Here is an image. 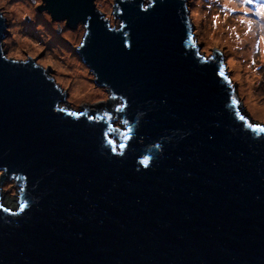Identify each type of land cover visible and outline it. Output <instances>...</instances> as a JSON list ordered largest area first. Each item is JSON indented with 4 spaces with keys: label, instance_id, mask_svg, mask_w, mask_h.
I'll list each match as a JSON object with an SVG mask.
<instances>
[{
    "label": "water",
    "instance_id": "1",
    "mask_svg": "<svg viewBox=\"0 0 264 264\" xmlns=\"http://www.w3.org/2000/svg\"><path fill=\"white\" fill-rule=\"evenodd\" d=\"M42 5L83 24L76 52L123 130L59 106L39 58L6 52L0 13V183L20 187L17 208L0 198V264H264V132L185 0H114L110 23L100 0Z\"/></svg>",
    "mask_w": 264,
    "mask_h": 264
},
{
    "label": "rangeland",
    "instance_id": "2",
    "mask_svg": "<svg viewBox=\"0 0 264 264\" xmlns=\"http://www.w3.org/2000/svg\"><path fill=\"white\" fill-rule=\"evenodd\" d=\"M33 8L30 12H23L20 17L23 22V26H16L13 23L12 12L9 8H0L1 15L7 22L6 36L3 39V46L6 52H20L25 58H39V65L46 68L49 75L58 82L59 87L65 94V101L60 103L61 106L73 108L76 111H80L82 107H86L89 110V114H93L92 111L96 110V105L104 103L102 110H107L105 115L112 118L113 126L119 131L121 126L120 118L116 117L114 110L117 106L118 99L112 96L109 97L106 87L96 85L94 82V76L89 70L87 65L81 60L76 52L77 47L81 43L83 38V24L78 23L75 27L67 26V20H53L50 13L43 9L37 10L34 7L33 0H28ZM187 8L189 9V20L192 27V37L195 39L196 46L200 47V51L209 55L216 54L222 63L224 73L228 81L233 84L234 90L238 99L240 100V109L244 110L251 118L264 122V45L260 42L257 48L256 42L259 40L261 30L259 27L258 18H254L253 23L254 30V46L252 55H247L244 58L230 57L227 52V45L224 40L229 39L231 31L236 35H241L245 31L243 24L239 22L241 13H230L227 16L225 14L217 12L210 15V10L218 9L221 11V7L227 2V0H185ZM14 4V5H13ZM209 5H212L209 7ZM44 5H41L43 7ZM229 7L239 8L238 4H229ZM10 7L15 8V1L11 0ZM101 13L108 22H112L118 17L115 16L114 0H100ZM198 8V9H197ZM37 14L47 18V30H41V33L37 35L39 31L34 29H26L28 24L35 22ZM218 17L216 25L213 26V17ZM22 26V27H21ZM20 28V29H19ZM51 28V29H50ZM17 30V31H16ZM51 31L52 35L47 32ZM33 37L34 40H39L37 49H33L23 43L27 37ZM14 40H10V38ZM50 39L54 40L51 43ZM23 44V45H22ZM20 45L22 46L20 48ZM24 46V47H23ZM19 47V48H18ZM218 52V53H216ZM64 54L70 55L78 65H80L85 71L86 82L90 86L89 96L81 93L80 96H75L71 87V73L63 70V74L68 76H61L58 74L59 67L56 64V59L59 60L64 57ZM242 55H239L241 57ZM232 58L236 63L241 66L239 71V77H236L234 72V66H230L229 59ZM255 61V64L252 61ZM59 63V62H58ZM60 64V63H59ZM64 69V66L60 64ZM251 95V100L249 99ZM111 98V99H110ZM258 106V108L256 106ZM20 187L16 184L14 178H7L0 183V198L3 199L8 208L15 209L19 206Z\"/></svg>",
    "mask_w": 264,
    "mask_h": 264
},
{
    "label": "bare ground",
    "instance_id": "3",
    "mask_svg": "<svg viewBox=\"0 0 264 264\" xmlns=\"http://www.w3.org/2000/svg\"><path fill=\"white\" fill-rule=\"evenodd\" d=\"M14 1H15V8H14V11L12 12L13 23H15L16 26H20V25L23 26L24 24L21 20L20 15L23 12L32 11L33 8H32V6L28 0H14ZM34 20H35V22L33 24H28V26H26L25 28L29 29V30L34 29V31H36V33H37V31H39L37 33V35H39L41 33V30H47L46 26H48V24H47V18L46 17L37 14L36 19H34ZM246 27H248L247 24H246ZM47 32H49L50 34L52 33L50 30ZM245 32L246 31L241 33V35H236V34H234L233 31L228 33L230 37H229V39L224 40V42L227 45V52L230 55V57L244 58L247 55H252L253 46H254V34L255 33H254V31H251V32H248L247 35H245ZM237 36L239 38H237ZM14 38L15 37L10 38V40L12 41V40H14ZM34 39L35 38L29 36L25 40H23V43L28 45V46H31L35 50V49H37V45L35 46L34 44L38 43L39 40H34ZM50 41H51V43L54 42V40H52V39H50ZM21 47L22 46L20 45V48ZM198 49L200 50L199 46H198ZM239 55H242V56L239 57ZM56 61H57L56 64L60 68L58 71V74H60L61 76H64L65 74L62 73L63 70L69 71L71 73V76H70L71 80H72L71 87H72L74 95L77 97V96H80L81 93H83L85 95V97L89 96V92L91 89H90V86L86 82L84 69L80 65H78L76 63V61H74V59L68 54H64V57L60 60L57 58ZM58 62L64 66V69L62 68V66ZM229 64H230V66H234V72L236 73V77H239L238 73L241 70V66L238 63H236L234 61V59H232V58L229 59ZM65 76H68V75H65ZM106 91L108 92V94H110L109 90L106 89ZM249 99L251 100V95H250ZM254 106H256V105H254ZM256 107L258 108V106H256ZM263 116H264V113H263ZM111 122L113 123L112 119H111Z\"/></svg>",
    "mask_w": 264,
    "mask_h": 264
},
{
    "label": "snow or ice",
    "instance_id": "4",
    "mask_svg": "<svg viewBox=\"0 0 264 264\" xmlns=\"http://www.w3.org/2000/svg\"><path fill=\"white\" fill-rule=\"evenodd\" d=\"M44 2L45 0H33L34 7L37 10H42L41 5ZM217 3H219V0H217ZM229 4H238L239 8L229 7L228 6ZM10 5H11V0H0V8L7 6L9 10L14 11V9L10 7ZM211 6L212 5H209V7ZM221 11L224 12L225 16H227L230 13H236L237 11H239L241 13L239 22L241 24H247L248 26L245 32V35H247L248 32L252 31V25L255 22L254 18H258L261 35L259 37V40L256 42L257 48L259 47L260 42H264V0H227V2L221 7ZM217 20H218V17L214 16L212 18L213 26H215ZM237 38L239 37L237 36ZM252 63L255 64V61L253 60ZM218 74L220 76L224 75L223 67L219 69ZM232 102L233 104L238 103V101L235 99H233ZM60 111H64V109H60ZM72 115H75V113H72ZM254 130H259L261 132H264V127H258V128H255ZM109 143L112 144L114 142L110 140Z\"/></svg>",
    "mask_w": 264,
    "mask_h": 264
},
{
    "label": "clouds",
    "instance_id": "5",
    "mask_svg": "<svg viewBox=\"0 0 264 264\" xmlns=\"http://www.w3.org/2000/svg\"><path fill=\"white\" fill-rule=\"evenodd\" d=\"M185 6H186V9L189 11V9L187 8V3H186V1H185ZM190 14V13H189ZM191 25V24H190ZM192 34H194V33H192ZM194 39V38H193ZM195 40V39H194ZM196 43L194 42V45H195ZM196 46V45H195ZM198 47V46H197ZM217 53V52H216ZM215 55V54H214ZM44 68V67H43ZM46 69V68H45ZM93 74V73H92ZM94 76V75H93ZM52 77V76H51ZM53 78V77H52ZM95 79V78H94ZM55 80V79H54ZM94 82H95V80H94ZM97 85V84H96ZM59 86V85H58ZM103 87V86H102ZM60 88V87H59ZM105 88V87H104ZM232 88V87H231ZM106 89V88H105ZM60 90L63 92V90L60 88ZM232 92L234 93V95H235V97H236V99L238 100V97H237V95H236V92H235V90H234V88H232ZM65 94H64V101H65ZM110 96H112L111 95V93L109 94V97ZM113 97V96H112ZM115 98V97H114ZM64 101H62V102H64ZM61 102V103H62ZM59 106H61V105H59ZM101 106H104V103H100V104H98V105H96V110H94V111H92V112H101V114L103 115V116H105L106 118H108L109 120H110V123H111V125L113 126V124H112V122H111V117H109L108 115H105V113L104 112H106V113H110V112H107V110H105L104 109V111L102 110V108L103 107H101ZM71 109H73V108H71ZM74 110V109H73ZM81 110H87V113H89V110H88V108H86V107H82V109ZM76 111V110H75ZM111 112L112 113H114L113 112V110H111ZM242 112L244 113V110L242 109ZM246 116H248L247 114H246ZM249 117V116H248ZM111 118V119H110ZM111 131H112V133H114V134H116V135H118L119 137H121L122 136V130H123V122L121 121V126H120V129H119V131H117V129L115 128V127H111V129H110ZM112 140H113V138H112ZM0 174H1V171H0Z\"/></svg>",
    "mask_w": 264,
    "mask_h": 264
},
{
    "label": "trees",
    "instance_id": "6",
    "mask_svg": "<svg viewBox=\"0 0 264 264\" xmlns=\"http://www.w3.org/2000/svg\"><path fill=\"white\" fill-rule=\"evenodd\" d=\"M101 107H104V106H101Z\"/></svg>",
    "mask_w": 264,
    "mask_h": 264
}]
</instances>
